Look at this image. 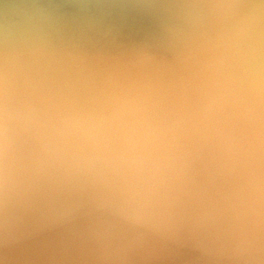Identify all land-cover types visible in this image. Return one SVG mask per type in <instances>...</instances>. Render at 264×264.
I'll list each match as a JSON object with an SVG mask.
<instances>
[{
	"label": "clouds",
	"instance_id": "9594fccd",
	"mask_svg": "<svg viewBox=\"0 0 264 264\" xmlns=\"http://www.w3.org/2000/svg\"><path fill=\"white\" fill-rule=\"evenodd\" d=\"M49 233L81 264H264V0L3 6L0 257Z\"/></svg>",
	"mask_w": 264,
	"mask_h": 264
},
{
	"label": "bare ground",
	"instance_id": "6f19581e",
	"mask_svg": "<svg viewBox=\"0 0 264 264\" xmlns=\"http://www.w3.org/2000/svg\"><path fill=\"white\" fill-rule=\"evenodd\" d=\"M100 2H119V0H100ZM101 16L111 19L119 26L120 39L133 42L141 39L150 28L146 13L130 8H110L100 10ZM173 251L160 245L148 247L139 264H170L168 258ZM178 253L173 264H191L190 258ZM4 264H81L75 255L71 240L58 233L36 237L20 247L0 257Z\"/></svg>",
	"mask_w": 264,
	"mask_h": 264
},
{
	"label": "rangeland",
	"instance_id": "374dc122",
	"mask_svg": "<svg viewBox=\"0 0 264 264\" xmlns=\"http://www.w3.org/2000/svg\"><path fill=\"white\" fill-rule=\"evenodd\" d=\"M171 251H172V250H171ZM172 253L174 254V256L171 257V258H170V257L168 258V260H169L168 262H169L170 264H173V262H175L174 259H175V257H176V254L178 255V253L175 252V251H173ZM179 255H180V254H179ZM173 258H174V259H173ZM159 264H163V263L159 262Z\"/></svg>",
	"mask_w": 264,
	"mask_h": 264
},
{
	"label": "water",
	"instance_id": "95a60500",
	"mask_svg": "<svg viewBox=\"0 0 264 264\" xmlns=\"http://www.w3.org/2000/svg\"><path fill=\"white\" fill-rule=\"evenodd\" d=\"M9 2V0H0V10H2L3 9V6L6 4V3H8Z\"/></svg>",
	"mask_w": 264,
	"mask_h": 264
}]
</instances>
